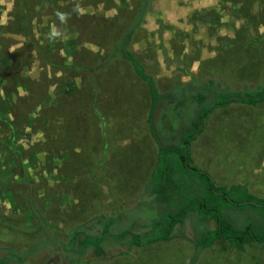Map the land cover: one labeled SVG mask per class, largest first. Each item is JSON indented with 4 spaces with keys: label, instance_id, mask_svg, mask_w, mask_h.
I'll use <instances>...</instances> for the list:
<instances>
[{
    "label": "rangeland",
    "instance_id": "obj_1",
    "mask_svg": "<svg viewBox=\"0 0 264 264\" xmlns=\"http://www.w3.org/2000/svg\"><path fill=\"white\" fill-rule=\"evenodd\" d=\"M135 1L0 0V257L8 254L6 248L26 250L44 237L42 230L36 231L38 220L28 219L32 217L30 185L34 190L35 208L53 235H59L72 224L106 213L113 214L117 220L112 227L115 233L132 230L144 241L158 238L169 229V214L179 212L201 197L206 199L209 207L221 210L224 220L233 224L236 231L250 228L258 236L264 234L261 209L248 208L242 203L234 205L213 197L209 180L186 169L177 151L165 158L162 167L145 185V191L136 190L133 196L125 199L128 194H119L128 192L131 183L120 191L116 189L119 196L113 194L112 185L123 179V183L131 182L128 178L133 169L127 164L130 159L119 166L109 168L104 164L99 167V162L112 161L107 158L110 153L101 151L100 144L97 153L91 150L89 144L96 138L92 136L91 123L81 129L86 132L83 140L79 133L72 137L74 150L65 146L69 144L66 141L69 135L60 137L67 131L65 119L68 115L73 116L76 123L89 110L90 89L85 88L87 83L84 85L81 80L83 76L91 78L93 73L74 70V66L100 68L107 62V67L98 71V78L105 88L114 86L119 90L126 80H131L118 73L124 70L123 63L116 61L117 65H114L110 61L113 54L105 47L107 42L103 39L97 42L94 37L109 36L107 27L114 31L117 23H128L122 17L132 16ZM58 14H63L65 19L61 20ZM148 17L143 30L148 40H137L133 49L149 64L148 70L152 74L156 75L163 66L160 74L176 76V84L193 77L200 81L221 78L224 82L227 77H232L233 84L239 83L235 82L236 78L243 79L244 84L249 80L255 83L264 73V0H153ZM53 30L59 35L52 37ZM127 77L131 78L129 73ZM133 87V83L126 84L124 96L133 99L132 104H135L138 99L129 95ZM240 88L242 85L239 87L238 84L236 90ZM194 91L193 86L177 85L176 91L170 93L172 97L168 95L157 104L154 114L157 129L163 134H168L169 130L173 132L176 146H179L182 133L193 134L192 124L199 117L189 101ZM185 95H188L187 109L175 108V103ZM247 108L245 112H248ZM251 109L254 108L249 109L253 122L238 126L240 121L228 114L217 126H210V120V128H206L196 141L201 143L202 149L198 157L201 162L195 165L208 173L217 186L232 190V201L242 200L247 190L250 192L248 185L238 186L234 172L250 174L262 153L259 140L264 139V105L257 108L259 112ZM231 110L239 113L240 108ZM170 111L176 112V117L168 120L164 115ZM115 112L121 116L129 114L124 104ZM100 120L106 128L114 127L115 132L134 127V122L126 118L110 121L101 117ZM89 121L93 122L92 119ZM166 124L171 129L166 130ZM260 124L263 129H257ZM103 130L104 127L103 135L96 134L98 138L103 137L107 145L109 137L106 142ZM257 130H261V134ZM169 138L165 137V140ZM161 142L164 146L174 144ZM119 145L127 146L130 153L147 146V142L140 138L139 143L124 141ZM106 149H109L108 145ZM165 174L169 182L162 188L160 183ZM120 213L123 215H118ZM158 221L161 224L156 225ZM5 222L10 224L6 226ZM13 223H19L21 230L12 229ZM179 227H175L174 237L182 231L186 233L183 235L192 238L207 224L191 211L181 225L182 230ZM112 242L105 257L93 259L94 254L90 252L83 264H185L189 255L181 249L176 253V247L170 249L164 243L128 251L125 246L131 243L130 240L124 246ZM254 243V252L250 254L246 247L240 256L241 261L245 258L243 264H264V244ZM48 246L49 251L35 253L32 264H69L60 247ZM168 248L169 251L164 250ZM202 260L205 261L204 257ZM211 261L213 264H236L224 254L218 259L212 257Z\"/></svg>",
    "mask_w": 264,
    "mask_h": 264
},
{
    "label": "trees",
    "instance_id": "obj_2",
    "mask_svg": "<svg viewBox=\"0 0 264 264\" xmlns=\"http://www.w3.org/2000/svg\"><path fill=\"white\" fill-rule=\"evenodd\" d=\"M152 6L153 0H136L133 6L134 11L131 12L132 16L122 17L127 19L128 23H117V25H114L116 26L114 31L111 27H107L106 30L109 36L102 35L99 38L94 37V39H97V42H101L102 40L100 39H103V41L107 42V46L105 47L109 48L110 53L113 54L110 61H112L114 64L117 62H127L133 68L135 74L140 79L145 81L149 86L152 96L149 123L153 137L159 146V154L153 175L155 176L158 170L162 167V162L165 161V158L177 151L178 154H180L181 162L186 169L192 172H198L204 178L206 177L209 180V191L213 197L217 199H223L224 201L234 205L236 203H242L248 208L257 207L263 211L262 221H264L263 198L256 197L247 190L246 196L242 198V200L233 199L232 201L230 194L232 190L225 187H219L214 182H212L211 176L208 173L201 171L194 164L190 154V146L192 142L195 140L197 135L203 132L208 118L214 111L222 107H226L229 104H244L250 107H257L264 103V73L263 75H259V78L255 83H252L251 80H249L242 84L244 80L236 78L235 82H239V87L242 85V88L239 90H236L238 86L234 88V85L236 84L231 82L230 79H232V77L230 79L227 77V82L221 81L223 80L221 78H208L205 81H200V79L197 78L196 80L192 81L189 86H193V89H195L194 93H196L192 94L189 101L199 114V117L197 116L198 119L196 118V121L192 124V126H194V132L189 136L185 134L183 138L184 142L179 143V146L173 145L167 147L162 145V143H159V138L156 136V128L155 124L153 123V118L158 102L166 97L160 94L154 78L148 74L142 62H140V60L131 50V44L143 31L145 19L151 12ZM79 17L83 18L84 16ZM86 17L90 20V17ZM114 18L116 17H113L112 19ZM90 22L93 21L91 20ZM109 24L111 23L109 22ZM91 67L93 68L87 69V67L76 65L74 66V70L80 69V72L92 71L91 73H94L95 71L100 70L102 67H107V62H104L103 65H100V68L99 66ZM70 89L71 87H69V90ZM187 96L185 95L182 97L176 103V106H182V108L186 110L187 108L185 107H188ZM65 122L66 125H70V122H73L71 115L66 117ZM65 122L63 124L64 127ZM168 182L169 177L167 174H165L163 176L162 183L159 182L160 187L166 188V184ZM238 186L241 187V185ZM33 191V187L30 185L31 197L29 199L32 217H29L28 219L31 220V218H33L34 220L35 218L38 220L39 225H36V231L42 230L44 237L31 244L26 250L24 249L22 251H17L14 247L6 248L8 254L0 257V264H32V258L34 255L42 251H49L47 250L49 248L47 245L60 247L64 253L66 261L69 264H83L85 261V256L90 252L94 254V258L92 257L93 259H101L102 257H105L107 255V249L114 243L112 241H115V243L118 242L124 246L126 245L127 240H130L131 243L128 244V246H125L127 247L128 251H131L134 247H145L147 245L156 244L159 242L170 241L174 237L173 231L175 227L179 224L182 225L191 211H194L195 214L199 216L201 221L203 223L205 222V225L207 224V227H205L204 230L199 229L196 235L191 238V241L197 250L196 256L192 260L191 264H196L201 252L212 247L216 242H229L232 246H238L243 250L245 249V245L253 242L264 244V234L258 236L252 232L250 228L246 229L245 231H236L233 227V224L227 223L224 220L221 210L218 208L209 207L207 205L206 199L202 197L195 198L187 207L180 210L179 212H176L175 214H169V217L171 218L169 229L164 235L158 238L147 239L144 241L142 240V236L140 234H134L132 230H123L121 232L115 233L112 230V227L116 224L117 220H115L113 214L106 213H102L90 219H85L81 222L72 224L63 231H60L59 235H53L51 228L46 225L40 216L39 210L35 208L33 202ZM121 214L123 215V213L118 215ZM120 219V221L123 220L121 217ZM9 224L10 222H5L4 225L8 226ZM159 224H161L160 221H158L156 225ZM13 225L14 228L12 229L16 231L21 230L18 229V226H20L19 223H13ZM29 230L30 228L25 232L29 233Z\"/></svg>",
    "mask_w": 264,
    "mask_h": 264
},
{
    "label": "crops",
    "instance_id": "obj_3",
    "mask_svg": "<svg viewBox=\"0 0 264 264\" xmlns=\"http://www.w3.org/2000/svg\"><path fill=\"white\" fill-rule=\"evenodd\" d=\"M149 14L147 15L146 19H145V24L143 25V30L144 28L146 29V24H147V20ZM145 33L139 34L137 36V38L134 40V42L131 44V50L132 52L135 54V56L140 60V62H142V64L144 65V67L146 68L147 72L149 75H151L157 85V88L160 92V94L162 93L163 96L167 93L166 96H171L170 94L171 91L173 92V90L176 91V86L177 85H190V83L196 79H189V81L185 82V83H179L176 84V76H172V75H166L163 74L161 75L160 72L162 73V71L164 70V67H159L160 68V72H158L156 75L152 74L148 68H149V64L145 63L142 59V57L140 58V56L136 53V51L133 49V45L136 44L137 40L139 39H146V35H142ZM148 40V38H147ZM156 52V56L155 58L158 59V54H157V50H155ZM159 63V61L157 60V64ZM117 65V64H114ZM123 71H118V73H120V76L124 77L125 79H131L126 80L124 82V84L119 88V90H117L114 88V86L112 87V89L110 88V86H108L107 88L103 87L101 85V81L99 80V73L97 70V72L95 71L92 75V77H84L83 76V81L81 80L82 84H86L87 86L85 88H89L90 89V95L88 94V103L89 105L87 106L89 108V110L87 111V113H84V117L80 120L77 121L75 123V119L73 116H71L73 122H70V125H66L67 127V131L63 134L60 135V137L62 136H67L69 135V137L66 138V141H69V144H65V146H71L70 148L74 150L75 145H73L74 140L72 139V137H74V135H77L82 138L86 135V132L81 131V129H83V126L87 125V123H91L92 124V128H90V130L92 131V136H96V138L93 139V142L89 145H91V150L94 151L95 153L98 152V146L100 144V148L102 149L101 151L105 154L106 152L110 153L109 156L107 157L109 162L112 161V163H100L99 162V167L100 166H104V164H106L109 168H111L113 165L115 166H119L123 163H126L129 160V162H127V164L129 165L128 167H131L133 169V171L129 174L130 177L128 178L129 183H123V181L117 182L116 185H112V189L114 191V195H126L128 194V196H125L126 198H129L130 196L134 195V192L136 190H139V192H143L145 191V185L149 184V180L151 179V176L153 175V171L155 169L156 166V162H157V158H158V154H159V146L158 143L156 142V140L153 137L152 134V130H151V126L149 123V118H150V110H151V105H152V96H151V92L149 89L148 84L143 81L142 79H140L134 72L133 68L128 64V63H123ZM159 66V65H158ZM93 68V67H91ZM129 73V75L131 76V78L127 77V74ZM98 79V80H97ZM128 83H133L135 85V87L131 88L132 92L129 95L133 94L134 98H137L139 102L132 104L133 99H128L127 97L124 96V89L126 84ZM142 84V86H141ZM236 84V83H234ZM140 85V86H139ZM235 87L238 86V84L234 85ZM117 91V92H116ZM161 94V95H162ZM170 98V97H169ZM175 100V99H174ZM121 102L120 105H117V102ZM124 104L125 106V111L126 113L129 114H125L123 116L121 115H117L116 109L122 107ZM264 105L260 104L257 107H250L248 106V112L246 113V105L244 104H229L226 107H222L216 111H214L211 116L208 118L206 126L203 130L202 133H204V131L206 130V128H210V126L212 124H216V126L223 121V118L225 119L226 115L230 114L232 116V119H236L240 121L239 124H237L238 126L240 124L245 125L247 122L251 123L253 122V118L254 117H250L251 112H249L250 108H254L255 111L257 110V108H259L260 106ZM176 108V103L175 106ZM240 108L239 113L237 112H233L231 109L232 108ZM251 109V110H254ZM257 112H259V110H257ZM167 115V117H166ZM164 115L165 118H168V120H171L173 116L176 117V112H172L170 111L168 114ZM248 115V117H247ZM101 117H103V119H109L110 121L112 120H116L118 121V118H126L129 119L131 121L134 122V127L132 129H129L128 131L125 132H119L116 130V132L114 131V127L110 126V128H106L103 125V122H101ZM219 117V118H218ZM174 118V117H173ZM89 119H92L93 122H90ZM216 119L218 120V122L216 121ZM211 120V124L209 125V122ZM153 123L155 124V128H156V136L159 138V143H162L161 141H166V143H174L171 146L175 145V141H176V136H174L175 134L173 132H171L169 130V133H165L163 134L162 132L160 133L157 129V124L154 122V118H153ZM95 124H97V126H95ZM86 127V126H85ZM102 127H104V138L106 141V137H109V141L107 142L109 149L107 148V145H105L103 137L102 138H98L97 133H99L100 135L104 134L101 130ZM167 127V128H166ZM98 128V129H97ZM166 130L167 129H171V126L166 124L165 125ZM239 128V127H237ZM241 128V127H240ZM263 129L262 124L259 125V128L257 129ZM101 129V130H100ZM106 129V130H105ZM134 130L136 132H134ZM259 131V133L261 134V130H257ZM79 133V135L77 134ZM202 133H200L199 135H201ZM185 132L182 133L181 135V139H179L178 143L184 142L183 138L185 136ZM114 135V138H113ZM196 136L195 140L192 142L191 146H190V154L192 157V160L195 163L201 162L199 161L200 158L199 157V153L200 150L202 149L201 147V143L196 142L198 136ZM136 137V138H135ZM165 137H170L169 139L165 140ZM262 137H264V134L262 133ZM143 138V140L145 142H147V146H144L141 148H137V152L131 151L130 153L128 152V150L126 149L127 146L124 145H119V143H124L125 142H130V143H139V139ZM63 140V139H62ZM71 143V144H70ZM177 143V142H176ZM261 144L262 146V153L259 155V157L257 158V162L255 164V167L252 168L251 173L247 174V176L244 175H238L239 172H234V180L235 182L238 183V185H248L249 186V190L250 193H252L253 195H255L256 197L259 198H263L264 199V191H263V187H264V139H260L259 140V144ZM79 145V141H77V143ZM81 144L83 145V142H81ZM64 145V144H63ZM101 145H103V147H101ZM169 145V144H168ZM176 146V145H175ZM260 146V147H261ZM169 147V146H167ZM82 149V147H80ZM141 151V152H138ZM79 157V155H77ZM199 159V160H198ZM134 173V174H133ZM137 178V179H135ZM216 184L215 180L212 181ZM131 183V184H130ZM240 183V184H239ZM129 185L128 187V192H121L116 193V189H118L120 191L121 188L125 187L126 185ZM143 185V186H142ZM221 186V185H220ZM119 194V195H118ZM118 198V197H116ZM117 209V208H116ZM115 209V210H116ZM114 210V211H115ZM118 210V209H117ZM180 226V227H179ZM179 229L182 230L181 228V224L178 225ZM181 234L179 236L173 237L172 240L170 241H165V242H159L156 244H151L154 247L155 246H159L160 244L164 243L168 246H170V249L173 247H176V253L181 249L182 251L186 252L187 255L189 253V255L186 257L185 259V264H191L192 260L195 258L196 256V247L195 245L192 243L191 238L187 237L183 234H186L182 231H180ZM192 237V236H191ZM255 243H250L245 245V249L243 250L242 248L238 247V246H232L229 242H216L214 243V245L208 249H205L204 251L201 252L200 257L197 261L196 264H213L212 257L213 258H220L222 256V254L224 255H229L230 260H234V262H236V264L240 263L241 259L240 256H242L245 251H246V247L248 248L250 254L251 252H254L255 249ZM186 246L185 248L183 247ZM150 245H147L146 247H142V248H149ZM181 247V248H180ZM178 249V250H177ZM163 253H165L164 250H168V249H160ZM174 250V249H173ZM192 250V251H191ZM195 250V252H194ZM191 251V253H190ZM193 252V253H192ZM152 254V252H151ZM194 255V256H193ZM192 256V257H191ZM216 256V257H214ZM148 257V256H147ZM202 257H204L205 261L202 260ZM146 259V257H145ZM145 259L143 261H145ZM243 261H245V258L243 259ZM243 261H241V264H243Z\"/></svg>",
    "mask_w": 264,
    "mask_h": 264
},
{
    "label": "clouds",
    "instance_id": "obj_4",
    "mask_svg": "<svg viewBox=\"0 0 264 264\" xmlns=\"http://www.w3.org/2000/svg\"><path fill=\"white\" fill-rule=\"evenodd\" d=\"M58 15L60 16V19L61 20H64L65 19V17L63 16V14H58ZM57 35H59V33H57L55 30H53V32L51 33V36L52 37H55Z\"/></svg>",
    "mask_w": 264,
    "mask_h": 264
}]
</instances>
